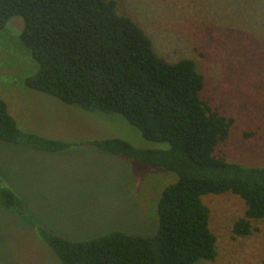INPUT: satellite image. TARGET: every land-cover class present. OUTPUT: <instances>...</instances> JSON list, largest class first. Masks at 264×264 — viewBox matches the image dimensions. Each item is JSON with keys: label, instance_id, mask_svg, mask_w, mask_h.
<instances>
[{"label": "rangeland", "instance_id": "374dc122", "mask_svg": "<svg viewBox=\"0 0 264 264\" xmlns=\"http://www.w3.org/2000/svg\"><path fill=\"white\" fill-rule=\"evenodd\" d=\"M169 62L193 60L204 76L202 99L233 118L216 150L225 160L264 166V0H115ZM23 19L0 31V99L23 132L85 145L46 153L0 142V190L23 200L24 212L5 209L0 195V264H61L38 238L37 227L71 241L113 231L151 236L159 224L158 201L177 176L140 166L87 145L122 139L138 149H167L143 139L122 116L88 113L23 87L38 65L20 40ZM218 255L205 264H264V221L251 236L235 237L245 210L232 194L203 198Z\"/></svg>", "mask_w": 264, "mask_h": 264}, {"label": "trees", "instance_id": "16d2710c", "mask_svg": "<svg viewBox=\"0 0 264 264\" xmlns=\"http://www.w3.org/2000/svg\"><path fill=\"white\" fill-rule=\"evenodd\" d=\"M14 16L23 19L22 44L38 65L23 87L52 96L88 113L122 116L146 141L167 149H138L117 138L91 140V148L140 166L174 173L161 192L155 234L113 231L71 241L44 227L38 238L61 264H205L218 255L203 198L232 194L244 213L232 226L235 237L251 236L264 221V166L228 162L216 154L233 118L203 101L204 76L187 58L169 62L150 37L115 0H0V31ZM0 142L46 153L85 145L19 129L0 99ZM5 209L24 212L23 200L0 190Z\"/></svg>", "mask_w": 264, "mask_h": 264}]
</instances>
